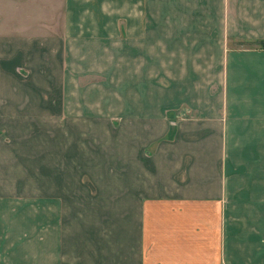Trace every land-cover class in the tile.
Segmentation results:
<instances>
[{
	"label": "crops",
	"instance_id": "1",
	"mask_svg": "<svg viewBox=\"0 0 264 264\" xmlns=\"http://www.w3.org/2000/svg\"><path fill=\"white\" fill-rule=\"evenodd\" d=\"M261 40L264 0H0V264H264Z\"/></svg>",
	"mask_w": 264,
	"mask_h": 264
},
{
	"label": "trees",
	"instance_id": "2",
	"mask_svg": "<svg viewBox=\"0 0 264 264\" xmlns=\"http://www.w3.org/2000/svg\"><path fill=\"white\" fill-rule=\"evenodd\" d=\"M250 44L254 43V42H249ZM261 47H264V40H261L259 42H257Z\"/></svg>",
	"mask_w": 264,
	"mask_h": 264
}]
</instances>
